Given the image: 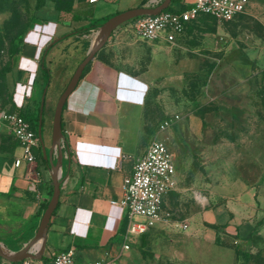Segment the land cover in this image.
<instances>
[{
    "label": "crops",
    "instance_id": "1",
    "mask_svg": "<svg viewBox=\"0 0 264 264\" xmlns=\"http://www.w3.org/2000/svg\"><path fill=\"white\" fill-rule=\"evenodd\" d=\"M28 1L31 8L17 50L8 56L0 72V109L26 114L29 118L26 120L36 131L37 124L34 126L32 119L37 115L46 76L42 66L49 69L48 60L58 53L61 45L71 40L74 43L99 28H91L88 33L76 32L93 22L105 21L130 8L156 6L163 0H72V10L65 21L58 20L53 0H43L37 8L36 0ZM192 2L171 0L166 9H184ZM205 17L213 18L199 15L186 24L173 43L183 41L192 26L205 27ZM222 22L229 35L227 39L243 32L240 40L242 37L247 40L246 48L252 51L250 57H256L263 64L257 74L258 85L264 90V79L260 84L264 70V0H247L243 12ZM220 30L218 23L213 34ZM148 41L150 64L141 69L136 56L144 49L119 34L113 46L107 45L86 64L64 102L62 161L57 171L59 198L47 226L40 260L47 261L57 251L72 249L80 262L110 257L123 264H151L161 258L166 263L172 259L179 264H236V246L252 231L256 241L248 245L251 252H257V243L264 247L263 166L256 184L223 195V201L212 211L200 210L187 215V228L172 236V242L167 241L169 230L174 228L171 222H160L140 236L126 235V210L118 204L123 194L122 181L131 174L134 161L144 154L153 139L144 133V95L157 72L153 60L160 56L166 58L172 43L163 38ZM46 78L48 82L49 76ZM42 126L43 122L41 130ZM49 140L51 144V137ZM34 154V162L22 161L15 166L14 159L21 155V146L0 121V203L9 196L26 200L32 217L36 216L39 204L51 196V164L58 157L54 151L51 156L46 152L44 158L39 140ZM176 180V187L163 198L162 208L167 213L171 193L179 190L177 169ZM37 225H31L32 229L30 226L29 237L16 248L0 243L10 252L18 251L34 236ZM159 239L165 241H160L163 248L157 253ZM124 243L129 245L127 250L122 249ZM36 249V245L30 248L33 253H37Z\"/></svg>",
    "mask_w": 264,
    "mask_h": 264
},
{
    "label": "rangeland",
    "instance_id": "2",
    "mask_svg": "<svg viewBox=\"0 0 264 264\" xmlns=\"http://www.w3.org/2000/svg\"><path fill=\"white\" fill-rule=\"evenodd\" d=\"M30 8L28 0H0V72L16 46V35ZM204 21L205 27L194 25L183 41L169 44L166 58L153 60L157 72L144 95V133L166 144L179 174V190L171 193L168 209L174 223H186L191 212L212 211L223 201V195L256 184L264 167V90L258 85L257 74L263 64L250 57L247 40H240L243 32L232 34L229 40L222 21L211 17ZM218 23L221 30L214 35ZM130 24L132 19L119 25L95 56L107 45L113 46L117 36L123 34L144 49L136 56L139 67L149 65V41L140 38ZM99 29L74 43H63L48 60L49 79L47 82L44 77L40 92L41 97L45 89L41 136L46 152L50 149L53 111L61 89ZM31 215L26 200L9 196L1 202L0 241L9 248L18 247L29 237L30 226L39 222L40 217ZM173 229L168 232L169 242L182 232ZM160 241L165 240L157 241V253L163 248ZM257 246L261 248V244ZM177 261L168 259L166 263L161 258L151 264H179ZM255 264H264V258Z\"/></svg>",
    "mask_w": 264,
    "mask_h": 264
},
{
    "label": "built area",
    "instance_id": "3",
    "mask_svg": "<svg viewBox=\"0 0 264 264\" xmlns=\"http://www.w3.org/2000/svg\"><path fill=\"white\" fill-rule=\"evenodd\" d=\"M247 0H193L187 8L162 10L157 14L140 15L132 19L131 27L145 40L163 38L173 42L183 32L186 24L199 15L212 16L218 21L232 20L244 11ZM0 121L14 135L21 146V155L14 159L15 166L24 161L35 160L34 149L38 137L31 124L15 111L0 109ZM177 185L176 168L166 144L151 139L144 154L133 163L132 172L123 178L122 198L118 204L126 210L128 222L125 233L140 236L160 222H171L169 214L162 208L163 198ZM176 229H186V223L171 222ZM129 245L124 243L123 250ZM0 264H123L110 257L96 258L84 262L77 261L72 249L53 253L47 261L25 257L10 260L0 255Z\"/></svg>",
    "mask_w": 264,
    "mask_h": 264
},
{
    "label": "water",
    "instance_id": "4",
    "mask_svg": "<svg viewBox=\"0 0 264 264\" xmlns=\"http://www.w3.org/2000/svg\"><path fill=\"white\" fill-rule=\"evenodd\" d=\"M171 0H163L156 6H139L135 8H130L121 12H118L110 17H108L100 26L99 30L102 31L101 38L94 44L90 45L86 55L84 58L77 64L76 68L74 69L72 75L70 76L67 84L65 85L64 89L58 96V99L55 104V108L53 111V117H52V126H51V144L50 149L48 151V156H51L54 151L57 152V162L55 164H51V180H52V192L51 196L47 202V205L45 209L43 210L35 234L29 240V242L20 250L15 252H10L6 248L3 249L2 244L0 243V255L10 259V260H19L25 257H29L32 259H39L42 253V250L44 248L45 244V235L47 226L50 220V217L56 208V205L58 203L59 198V191H60V181L59 176L57 174V171L61 165L62 161V150H61V140H62V129H61V112L64 105V102L69 95V93L73 90L75 85L77 84L82 71L86 64L94 57L96 52L101 48V46L104 44L106 39L110 36L112 31L118 27L120 24L129 21L137 16L145 15V14H157L160 11L166 9L169 5ZM44 94L45 90L42 93L41 99H40V105H39V116L37 121V127H36V134L38 137V140L41 144L42 154L43 157L46 158V152L45 148L42 142V136H41V125H42V110H43V104H44ZM40 239V251L37 253L31 252L30 248L32 245H34L38 240Z\"/></svg>",
    "mask_w": 264,
    "mask_h": 264
},
{
    "label": "trees",
    "instance_id": "5",
    "mask_svg": "<svg viewBox=\"0 0 264 264\" xmlns=\"http://www.w3.org/2000/svg\"><path fill=\"white\" fill-rule=\"evenodd\" d=\"M53 1L55 3V8L58 11V20L60 21L67 20V15L70 14L72 10V0H53ZM42 3H43V0H36L35 7L36 8L39 7L40 5H42ZM103 21L93 22L90 26L84 27L80 30H77L76 32L80 34L88 33L91 28H97L98 26L101 25V23H103ZM22 32H23V29H21V31L16 35V46L12 51H10L9 55L16 52L18 43L21 39ZM42 70L45 71L46 76H49L48 70L44 64L42 66ZM260 78H261L260 84H262V81L264 79V70L262 71ZM38 110H39V105H37V108H36L37 115L34 119H32L34 126H36L37 124ZM19 114L22 115V117L25 119L28 118V116L26 114H23L22 112H20ZM51 191H52V187L50 188V195H51ZM47 202H48V199L39 204L38 210L35 214L37 217L41 216L43 210L45 209L47 205ZM255 241H256V237L254 236L253 231H252L245 238H243L239 244H237L236 250H235L236 264H255V261L257 259L264 258V247H261V248L258 247V250L255 253V256H253V253L248 247L249 243H255Z\"/></svg>",
    "mask_w": 264,
    "mask_h": 264
},
{
    "label": "bare ground",
    "instance_id": "6",
    "mask_svg": "<svg viewBox=\"0 0 264 264\" xmlns=\"http://www.w3.org/2000/svg\"><path fill=\"white\" fill-rule=\"evenodd\" d=\"M102 36V31L101 30H98L96 33H94V35H92V38H91V45H94ZM40 239L32 246V249L33 247H37L36 250H34L35 252H39L40 251ZM3 249H5V247H3Z\"/></svg>",
    "mask_w": 264,
    "mask_h": 264
}]
</instances>
